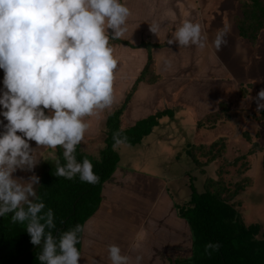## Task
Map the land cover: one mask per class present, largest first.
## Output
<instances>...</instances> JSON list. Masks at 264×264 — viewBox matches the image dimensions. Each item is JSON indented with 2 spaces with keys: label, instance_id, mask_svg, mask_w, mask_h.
<instances>
[{
  "label": "clouds",
  "instance_id": "obj_1",
  "mask_svg": "<svg viewBox=\"0 0 264 264\" xmlns=\"http://www.w3.org/2000/svg\"><path fill=\"white\" fill-rule=\"evenodd\" d=\"M131 14L127 0H0V217L13 213L12 223H26L31 244H42L40 264H78L83 226L53 236V210L44 211L35 191L40 178L33 174L25 181L13 174L34 170L40 161L37 148L60 146L63 164L54 151L49 153L57 176L99 183L92 162L87 157L78 162L75 153L90 126L84 118L114 104L119 61L109 40L125 36ZM149 27L158 33V24ZM230 30L225 22L216 31L212 44L217 51L227 45ZM167 43L204 49L208 36L201 23L185 20ZM253 99L256 111L264 110V88ZM113 140L116 147L127 138L116 132ZM146 236L141 227L136 239ZM219 248V243L204 246L209 255ZM107 251L111 264H128L118 245L109 244ZM141 259L136 257L137 264Z\"/></svg>",
  "mask_w": 264,
  "mask_h": 264
},
{
  "label": "rangeland",
  "instance_id": "obj_2",
  "mask_svg": "<svg viewBox=\"0 0 264 264\" xmlns=\"http://www.w3.org/2000/svg\"><path fill=\"white\" fill-rule=\"evenodd\" d=\"M171 1H162L160 5L163 7L161 15L164 18L169 17L173 22L174 19L171 17L177 9L179 10L180 4L172 6ZM201 1L197 0V14L203 8ZM137 2L132 6L134 0H131L130 3L127 2L131 13L144 11V5L154 6L156 10L160 9L158 6L156 7L157 2L152 0ZM203 2L206 3V0ZM241 2V0H218L217 5L213 7L212 14H216L219 18L224 17L222 20L230 24L231 30L226 37L227 45L222 46L218 51L217 71L212 75L206 69L204 77L206 81L209 80V84L211 81L215 84V87H205V89L214 91L217 100L223 99L222 101L227 107L222 114L229 113L230 119L217 123L218 117H213V121L205 123L206 126L214 123L212 128L208 127L204 130L202 126L198 128L193 122L191 124L189 111L181 108L176 110L178 113L173 112L170 116L160 120L140 143L135 145L120 144L114 147V151L119 156L118 169L123 171L127 170L126 168L135 169L133 172L129 171L127 176L126 172L118 173L114 183L116 186L121 187L127 184L124 179L128 176H131L130 181L132 182H140L139 176H144L146 181H158L156 177L147 176L151 174L158 175V177H162L163 181L164 179L167 181L162 191L157 190L149 198L152 202L151 205L155 208L152 212L154 220L149 223L152 225H150V235L162 239L158 247H162L164 252L157 259L153 258V255H156L154 250L153 254L147 250L144 256L147 260L151 257L157 264H167L163 261L166 257H170L172 264L175 259L194 255L191 231L187 223L176 216L174 209L177 206L185 205L192 191L203 192L202 186L207 180L215 181L216 186L212 189L224 187L229 192H232L237 185L241 190L231 199V204L235 208L239 220L245 225L258 224L260 226L258 238L264 237V110L257 112L256 102L253 99L264 88V31L259 34L255 45L236 42L234 20L241 17ZM206 5V11L212 8L210 2ZM154 16H158V11ZM221 27L222 25L219 26V28ZM214 33L216 32L214 31ZM207 34L209 35L208 32ZM144 46L148 51L156 48L155 45L150 44H144ZM3 78L4 72L0 69V90L3 89ZM221 82L224 85L223 88L226 87L225 94H223V89H219L217 85ZM200 90L204 93L203 87ZM84 119L90 125L87 132L93 130L96 135L85 133L83 141L77 148L79 153L99 158L102 150V146L99 149V142L103 143V139L107 138L105 132L102 131L105 125L99 124L97 115ZM201 119L204 121L203 117ZM0 121H3L2 116H0ZM0 132H3L2 124H0ZM194 143L197 146L195 156L199 160V166L196 169L187 153L189 145ZM30 144L33 148L36 147L35 142H30ZM210 148L212 153H209ZM59 149L62 147L58 146V150L45 147L37 148L36 154L40 161L34 170L22 171L18 169L13 174L14 178H23L26 181L33 174L40 178L44 165L55 163L49 157V153L54 151L61 154ZM177 153H180L181 156ZM136 170H143L147 175L137 173ZM105 184V188L111 187L108 185V180ZM164 190L165 196L162 194L159 196V193ZM156 217L161 220L158 221ZM168 218H170V222L168 221L167 224ZM145 264H149L148 261Z\"/></svg>",
  "mask_w": 264,
  "mask_h": 264
},
{
  "label": "crops",
  "instance_id": "obj_3",
  "mask_svg": "<svg viewBox=\"0 0 264 264\" xmlns=\"http://www.w3.org/2000/svg\"><path fill=\"white\" fill-rule=\"evenodd\" d=\"M128 1L129 3L131 2V0ZM137 1L139 0H134L131 6ZM152 1L157 2L156 7L158 6L160 9L156 10L154 6L144 5V11L132 12L128 20V27L130 28L125 36L120 40H109L110 46L115 49L114 55L118 59L119 64L114 82V104L111 109L97 115L99 124L105 125L102 130L105 135L108 133L106 127L107 118L122 105L130 94L149 59L151 60V72L156 79L155 81L144 80L135 85V90L119 116L120 130L129 129L136 122L161 113L162 116L158 119L159 123L160 120L170 116L171 113H178L176 110L181 108L189 111V113L186 112L189 114L190 123L192 124L193 122L197 127V123L202 120V117L205 119L208 115L215 113L219 108V103L223 102L221 98L217 100L214 91L205 89V87H215V84L212 81L209 84V80L206 81L204 79L206 69L209 74L212 73L213 75L217 71L218 66L219 52L215 50L212 41L215 37L214 31L216 32L219 26H223L225 23L222 20L224 17L219 18L216 14H212L213 7L217 5L218 0H206V3L202 0L203 8L198 11V14L197 0H172V6L180 4L179 10L177 9L171 17L174 19L173 22L169 17L164 18L161 15V8L163 7L160 4L162 1L167 2L168 0ZM208 2H210L212 8L206 11ZM157 11L158 16H154ZM185 20L201 23L203 31L206 34L207 32L209 33V35L207 34L208 43L204 49L196 46L180 47L178 44L169 45L167 43L175 29ZM153 22L160 25L157 34L150 31L149 25ZM235 40L237 43L242 44L237 37V30ZM144 44L155 45L156 48L148 51ZM217 85L219 89H223V94H225L226 87L223 88L222 82L217 83ZM201 87H203L204 93L200 90ZM86 133L96 135L93 130ZM103 140V143L99 142V149L102 146V150L106 146V138ZM192 145L196 146V143ZM178 154L181 156L180 153ZM118 166L119 161L108 179V185L111 187L105 188L107 181L102 185L100 206L85 224L81 242V258L78 264H111L107 251L109 244H116L121 248L122 255L129 257L128 264H137V256L142 257L139 264H145L147 261L149 264H157L153 262L154 260L151 257L147 260L144 256L145 252L149 250L150 254H153L154 250L156 254L153 255L154 259L159 258L164 252L162 247H158L162 239L150 235L151 224L149 223L154 220L152 212L155 208L151 205L152 202H150L149 198L157 190L162 191V188L167 183L166 179L163 181L162 177H158V175H147L143 170H136L137 173L145 174L150 178L156 177L158 181H146L144 176L138 175L140 182H132L130 181L131 176H128L124 179L127 184L118 187L114 184L117 174L126 172L127 176L129 171L133 172L135 170L126 168L127 170L123 171L119 170ZM166 190L168 191V189ZM161 194L165 196V190L159 193V196ZM138 200L140 201L137 203ZM174 210L177 216V209ZM157 220L160 221L161 219L157 218ZM168 221L170 222V218L167 219V224ZM141 227L147 233L143 241L136 239V234ZM178 260L182 259H175L172 264ZM163 261L171 264L170 257H166Z\"/></svg>",
  "mask_w": 264,
  "mask_h": 264
},
{
  "label": "trees",
  "instance_id": "obj_4",
  "mask_svg": "<svg viewBox=\"0 0 264 264\" xmlns=\"http://www.w3.org/2000/svg\"><path fill=\"white\" fill-rule=\"evenodd\" d=\"M241 1V17L234 20L237 37L245 45H255L259 34L264 31V0ZM155 79L149 59L135 85L144 80ZM135 85L122 105L106 120L108 129L106 146L100 152L99 158L79 153L76 148L78 162L87 157L93 164V171L100 178L99 183L89 184L81 181L78 176L71 180L59 177L56 175L55 163L44 165L35 191L45 204L44 211L49 208L53 210L56 224V228L51 230L53 236H58L60 232L70 230L77 224L84 226L99 208L102 201V185L111 177L119 161V156L114 151L113 134L119 132L121 138H127L123 144L135 145L149 135L151 129L158 124L161 113L140 120L129 129L120 130L119 116L135 90ZM226 107V104L221 102L218 110L208 115L204 121L198 122L197 127L202 126L204 130L212 128L214 123L210 126L209 124L206 126L205 123L213 121V117H218L217 123L228 121L229 113L222 114ZM211 148L209 153H212ZM59 150L61 154H56L63 164V149ZM187 153L194 168H198L199 160L195 156L197 146L190 145ZM214 186L215 181H205L202 186L203 192L192 191L188 202L183 206H177V216L187 223L191 231L195 253L191 257L175 261L174 264H264V237L258 238L260 226L245 225L239 220L231 204V199L241 189L235 185L233 191L229 192L224 187L212 189ZM12 215L13 213H8L0 217V264H40L37 256L40 254L42 244L32 245L26 231V223H12ZM82 232L78 234L80 242L76 245L80 253ZM209 242L220 245L218 251H211V255L204 250V246Z\"/></svg>",
  "mask_w": 264,
  "mask_h": 264
}]
</instances>
